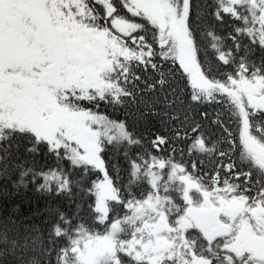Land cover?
<instances>
[{"label": "snow or ice", "instance_id": "1", "mask_svg": "<svg viewBox=\"0 0 264 264\" xmlns=\"http://www.w3.org/2000/svg\"><path fill=\"white\" fill-rule=\"evenodd\" d=\"M114 11L108 15L101 0H91L89 7L100 9L101 24H107L112 28V19L117 15H124L129 20L138 22L142 25L130 34V39L126 41L131 49L142 52V56H137L134 64L132 62L120 70L122 80L118 84L122 87V97H116L113 103V110L116 113L115 123L120 125L125 133H128L129 143H135L137 147H144V152L137 150L135 154L128 151L121 153L116 149L117 156H123L125 168L132 169L130 175L136 177L141 170V165L151 167L147 145H151V151L158 153L164 148H168L170 155H175V145L177 142L189 145L188 154H192V146L200 145L205 149L207 139H210L216 129L225 133L228 137V151L223 150L215 154V159L210 160L211 169L201 171L198 177L201 183L204 177H222L217 180V186L228 182V177L236 182L249 208L264 207V171L255 168L250 160L242 158V146L232 138L229 124L222 119L223 112L217 109H210L208 105L223 103L221 100H212L200 94L199 89L194 87L188 79V74L182 68L179 60L166 53L172 41L162 44L157 28L150 24L142 16L135 15L131 9L134 7L132 0H109ZM256 6V17L264 16V0H250ZM181 5L187 6L185 25L192 40L193 47L198 44V35H209L202 29H207L209 24L213 28L218 27L223 33L225 45L217 47L213 44V50L217 53L215 60L218 64V75L223 76L226 81L234 82L240 79L255 83L257 80L264 81V23L258 19L253 20L248 13V9L241 3V0H232L231 11L223 6V0H180ZM15 7V0H0V19L6 18L8 9ZM95 15V13L93 14ZM227 29V30H225ZM135 54V53H134ZM200 62V57L197 55ZM203 71V64L201 63ZM119 75V74H118ZM209 79H211L209 77ZM124 85H131L130 89ZM234 86V84H233ZM130 102V103H129ZM110 103L106 98H100L97 104ZM134 110H129V108ZM123 112V116L120 113ZM264 116V110H250L249 121L254 116ZM133 123L130 125L129 120ZM229 122H232L229 116ZM138 134V138L133 139V134ZM41 141L35 136H27L20 128H11L6 135L0 136V182H10L13 187H17L13 180V173L22 165L17 162L21 160V149L24 156H30L35 162V158L42 155L40 151ZM44 146L49 155L59 161H67L60 148H53L47 141ZM111 145H109V148ZM14 150V151H13ZM106 148L101 149V160L103 161V171L100 169L77 168L80 175L76 179L77 191L85 193L86 203H75V211L69 215L59 206L49 204L39 212L24 215L21 207L17 205L9 213L0 209V264H32L38 261L39 264H64L67 250L79 238L81 230H85L89 235L99 236L108 234L112 224L121 220L119 213L113 214L109 211L108 217L104 220L99 218L96 209V196L93 191L94 186L105 176L112 180L116 186V176L123 171L119 163L109 167L108 157L104 155ZM184 154L181 148V156ZM205 168V161L192 160L191 174ZM185 171H189L185 168ZM32 173L30 182L23 177ZM20 183L25 188L31 183L35 185V190L48 187L49 192L52 188L49 181L55 180L56 189L54 196L59 198L65 192L71 193L70 178H62L55 170L48 175L43 169L29 168L21 172ZM87 179L88 185L84 187L83 181ZM43 183H40V181ZM64 181L61 183V181ZM242 182V186H241ZM149 191L142 193L145 198L151 196L153 192L159 193V188L154 186L151 181H147ZM122 191V189H121ZM5 195L7 189L5 188ZM179 200V204L176 200ZM175 209L171 212V217L176 218L183 214L188 208V203L184 200L183 193L176 199L168 198ZM140 197L128 192L125 196H119L111 203L118 209H122L125 216L132 212L130 205L139 202ZM87 209V213L85 210ZM12 213H15L13 215ZM86 216H90L92 227L85 229ZM32 217H44L41 224L47 226V239L45 232L40 224L31 225L26 223ZM75 224V227H73ZM170 224H174V219H170ZM35 232L36 235L32 233ZM71 232V235H70ZM189 229L185 233V243L179 249L182 255H177L172 249L165 250L158 264H194L195 259H203L207 264H264L251 252H244L237 255L226 246V242L219 240L212 242L205 241L197 247L195 241L188 242ZM129 238H139L137 233H129ZM259 235V233H258ZM127 244V241H123ZM139 246L131 250L121 247L111 258V264H152L148 254H142ZM74 255V253H73Z\"/></svg>", "mask_w": 264, "mask_h": 264}, {"label": "rangeland", "instance_id": "2", "mask_svg": "<svg viewBox=\"0 0 264 264\" xmlns=\"http://www.w3.org/2000/svg\"><path fill=\"white\" fill-rule=\"evenodd\" d=\"M106 1L109 9L110 4ZM44 2L45 0H15V7L7 10L6 18L0 19V29L6 28L9 32L0 31V39L4 38L0 41V127L14 126L30 130L37 138L47 141L53 147L65 146L75 163L89 164L103 171L99 157L101 139L110 141L125 138L127 133L115 121H110L103 115L69 108L58 101L55 93L62 88L69 69L73 67L80 70L70 75V86L83 88L87 87L86 84H91L98 87L101 68L97 67V63L100 62L101 65L107 62L105 50L118 45L117 38L111 33L107 37L108 31L69 32L60 26L50 25L46 18L48 15ZM231 2L232 0H226L228 9H231ZM242 2L244 0H241ZM132 3L133 13H145L149 21L157 27L162 44L172 41L169 50L185 65L189 82L200 89L211 87L213 83L199 68L195 47L185 25L187 6L181 5L180 0H132ZM110 7L112 8L111 5ZM15 18L19 21V34L14 47H8L12 35L11 23ZM257 19L264 23V16ZM25 20L32 21L34 25L25 24ZM112 26L118 34L123 35L128 34L134 24L113 18ZM78 74L84 79L78 78ZM218 87L237 100L241 114L244 115L250 110L245 96L240 94L239 85L230 89L221 85ZM263 93L264 90L260 89V94ZM180 177L185 176H179L181 180ZM186 188L187 182L184 189L188 192ZM93 190L99 218L104 220L107 215V201L116 200L115 191L107 176L99 180ZM159 204L157 196L151 202L150 199H145L143 204L135 206L129 215L123 217V222L131 227L129 233H137L139 238L123 240L127 241V244L123 241L119 243V249L125 247L131 250L139 246L142 253L138 255L148 254L152 264H158L165 252H159L155 243L161 241L159 244L164 248L163 242L178 238V230L174 225L163 226L159 222L164 219V222L168 223L165 212L157 210ZM195 206L197 205L192 203L189 207ZM225 210L230 212L229 207ZM189 213L176 217L177 228L185 226ZM145 214L150 218L156 214L157 216L155 220H145L137 226V220ZM234 217H231V220ZM235 223L240 222L237 220ZM246 223L239 228L229 243V248L236 254L249 251L258 259H264V237L260 238L262 236H256L254 232L252 234ZM118 229L119 222L112 224L106 235L88 236L81 242L76 241L71 249L75 252L74 264L109 262L116 252L118 240L114 239V236ZM194 264L202 263L196 259Z\"/></svg>", "mask_w": 264, "mask_h": 264}, {"label": "trees", "instance_id": "3", "mask_svg": "<svg viewBox=\"0 0 264 264\" xmlns=\"http://www.w3.org/2000/svg\"><path fill=\"white\" fill-rule=\"evenodd\" d=\"M107 4L111 5L109 0L106 1ZM173 2V1H171ZM260 0H257L259 3ZM101 3L104 5V9L108 15L114 11L113 8H107L105 4V0H101ZM226 0H223V6L226 7ZM244 6L248 9V14L251 16L253 20H256V6L255 4L251 3L250 0H244L242 2ZM91 4V0H46L45 2V11L48 15L47 20L49 21L50 25L60 26L63 29L70 31H108L107 37L110 33L117 38L118 45H114V48L105 50V55H107V62L103 64L97 63V67L101 68L98 78V87H94L91 84H86L87 87H73L70 86L68 83L70 81V75L72 73L80 70L75 67L70 68L67 77L65 78V82L61 89L56 90L55 96L58 101L66 104L69 108L74 110H85L90 111L99 115H103L110 121H115L116 113L113 110V103L111 101H115L116 97H122V87L118 84V80H122V74L120 70L125 68L129 65L130 62L134 64L137 56H142V52H137L134 49L130 48V45L126 43L130 39V34L135 32L136 29L141 28L138 22H134L129 20L124 15H117L114 18H119L125 21H130L134 24V27L129 31L128 34L120 35L117 31H112L109 29L107 24H101L100 21V9L96 7H89ZM179 5V4H178ZM111 8V10H110ZM231 11V9H229ZM95 13V15H93ZM23 16L22 12L20 13ZM135 15L142 16L143 18L147 19L150 24L149 18L146 14L142 13H134ZM19 22V21H18ZM17 19L15 18L14 21L12 20L11 27H12V35H10L11 40L8 47H14L15 41H17L18 36V25ZM21 22V21H20ZM25 24L34 25L32 21L25 20L23 21ZM153 25V24H152ZM155 26V25H154ZM156 27V26H155ZM38 28V27H36ZM112 28H114L112 26ZM157 28V27H156ZM115 29V28H114ZM227 30V29H225ZM0 31H7L6 28L0 29ZM205 33L211 32L213 33L212 36L207 34L205 35H198L197 40L198 44L195 47L196 58L197 55L200 57V62H198L199 68L201 70V63L203 64V71L201 70L202 74L211 82L213 85L206 89H199L200 94L204 97H207L212 100L219 99L223 103L220 105L212 104L208 105L210 109H217L223 112L222 119L225 120V123L229 124V128L231 129L232 138L236 139L238 143L242 146V158L245 160H250L246 154L245 149L243 148V139H242V119H241V108L238 106L237 100H234L233 96L227 93L226 91H221L218 85H221L225 88H234L236 87L235 84H239V82L245 79H240L238 81L229 82L224 79L223 76H220L217 79L218 75V64L215 60L216 52L213 50V44L217 47H221L225 45V41L223 39L224 33L218 28H213L211 24H209L207 29H202ZM8 32V31H7ZM9 33V32H8ZM261 37L264 38V32H261ZM4 39V38H1ZM0 39V41H1ZM119 46V47H118ZM135 53V54H134ZM167 56H176L168 50L166 53H163ZM177 59V58H176ZM179 60L181 66H183V62ZM96 67V68H97ZM95 68V67H94ZM96 73L97 71L94 70ZM185 71V70H184ZM10 72V71H9ZM80 74V73H79ZM77 75L78 78H81L80 75ZM119 74V75H118ZM6 75V74H5ZM209 77L211 79H209ZM84 79V78H81ZM252 83V82H251ZM234 84V86H233ZM259 86V89L264 90V81L257 80L253 83ZM91 85V86H89ZM124 88L130 89L131 85H124ZM241 94V91H240ZM100 98H106L110 101L107 104H99V111H97V104L99 103ZM237 99V97H236ZM130 103V102H129ZM129 110H134L131 107ZM123 116V112L120 113ZM229 116H231L232 122H229ZM133 121L130 119L129 124L131 125ZM14 126H3L0 127V136L6 135L8 131L13 128ZM261 127L264 130V122L261 123ZM17 128V127H15ZM252 126L249 130H251ZM21 130L29 137L35 136L33 132L30 130L22 129ZM262 131V130H261ZM127 137L125 138H117L113 140H106L101 139V148L99 150V157L101 159V149L106 148L107 151L104 153L105 156L108 157V164L111 168L112 165L119 163V167L123 169L120 172L119 176H116L113 173V178L116 180V186H113L112 180L111 184L116 194V199L119 196H125L128 192H132L135 196L140 197V201L133 203L130 207L133 208L139 204H143L145 199H150V202L155 199L157 196L159 199L160 204L157 207V210L165 212V216L167 217L168 223L164 222V219H160V223L163 226H167L170 224V219H174L173 227L178 231V238L172 240V247L171 249L176 252L177 255H182L179 252V249L183 243H185V229L177 228L176 218L171 217V212L175 209L176 205L172 204L171 201L168 200L169 197L176 199L181 193H183L184 200L188 203V197L186 194V190L184 189L185 182H187V187H190V184L199 190L200 195L196 197L195 203L199 204V200H201V192H207L208 196H210L212 203L217 205H225L228 204L232 199H235L239 202H243L245 206H248L247 201L244 198L240 188L237 187L236 182L232 180V177H228V182L223 183L221 186H217V180L222 179L219 177L217 180L214 179L215 177L208 178L204 177V182L201 183V180L198 178L200 176L201 171L210 170L211 164L210 160L215 159V154L219 151L223 150L225 152L228 151V137L225 133L221 132L219 129H216L215 132L212 134L210 139L206 140L205 149L202 150L200 145L192 146V154L189 156V145L183 144V142H177L175 145V155H170V149L172 145L170 144L168 148H164L162 151L155 153L151 151V145H147L148 153L151 167L141 165V170L137 173L136 177H132L130 175L132 169L125 168V161L124 157L117 156L116 149L119 148L121 153L124 151H128L130 154H135L137 150H140L142 153L144 152V147H137L135 143H129ZM36 137V136H35ZM251 138V136H249ZM37 138V137H36ZM138 138V134H133V139L135 140ZM255 139V136H253ZM39 139L42 143L40 145V151L42 153L41 156L35 158V162L32 157L24 156L23 149H21L20 155L21 160L17 163L22 165L18 167L16 171L13 173V180L16 182L17 187H13L10 182H0V209L7 211L9 213L12 212V209L19 205L23 211L24 215H30L33 212H39L41 209L45 208L49 204L54 206H59L62 210L66 211L69 215L75 211V203H70L71 200L79 203H86L85 193L83 191H77V184L76 179L80 175L77 168L83 169H98L92 165L84 164V163H75L69 156L68 149L65 146H57L53 148H60L63 150L65 156H67V161H57L54 156L49 155L47 149L44 146L43 139ZM264 143V142H263ZM49 144V143H48ZM109 145L111 147L109 148ZM184 149V154L181 156V148ZM14 151V150H13ZM192 160H203L205 161V168L203 170H198L195 174H191V161ZM255 168L262 170L252 159L250 160ZM102 166L103 161L101 160ZM36 168V169H43L48 175L52 174V170H55L62 178L69 179L70 178V186H71V193L65 192L61 197L57 198L54 196V191L56 189V182L55 180L49 181V185L52 188V192H49L48 187L41 188L39 192L35 190L36 186L32 185L31 183L28 184V187L25 188L23 184L20 183L21 176L20 173L27 171L29 168ZM187 168L189 171H185ZM263 171V170H262ZM184 175L185 177L181 180L179 176ZM32 178V173L30 172L28 176L23 177V179L27 182H30ZM185 180V182H184ZM147 181H151V183L159 188V193L153 192L151 196L142 195V193H147L149 191ZM64 181L62 180L61 183ZM40 183H43L41 180ZM84 187H87L88 181L85 179L83 181ZM242 186V182H241ZM5 188L7 189V195H5ZM122 189V191H121ZM94 191V190H93ZM114 200L107 201V215L108 217L109 211H113V214L119 213L121 216V220L119 221V229L115 233L114 239H117L116 242V251L119 250V243L123 240L129 239V231L131 227L123 222V217H125L123 210L118 209V207L111 202ZM176 203L179 204V200H176ZM190 206V205H189ZM188 208L183 212V214L189 209ZM256 208V207H252ZM257 208H259L257 206ZM263 208V207H261ZM87 213V209L85 210ZM15 215V213H12ZM182 214V215H183ZM157 216V214H156ZM155 217H149L147 214L143 215L139 218L136 222V225L139 226L141 222L147 220L152 221L155 220ZM105 218V219H106ZM44 217H32L31 220L26 221V223L31 227L34 224H40L41 229L45 232V240L47 239V226L41 224V221ZM251 223H255V232L259 233L261 230H264V216L260 215V217L255 219L249 218ZM75 227V224H73ZM90 216H86L85 220V229L91 228ZM180 231V235H179ZM187 232V231H186ZM36 235L35 232L32 233ZM71 235V232H70ZM89 235L87 231L81 230L79 238H75L74 240L81 242L87 239ZM189 236V235H188ZM191 237V236H189ZM199 240V237L196 238ZM189 242V239H188ZM197 243H200L196 241ZM73 246V245H72ZM72 246L67 250V255L64 264H74L75 262V252H72ZM258 259V258H257ZM258 261H264V259H258ZM32 264H39L38 261H33ZM55 264V261H53ZM106 264H111V260Z\"/></svg>", "mask_w": 264, "mask_h": 264}, {"label": "flooded vegetation", "instance_id": "4", "mask_svg": "<svg viewBox=\"0 0 264 264\" xmlns=\"http://www.w3.org/2000/svg\"><path fill=\"white\" fill-rule=\"evenodd\" d=\"M260 95V90L257 87V93L254 96H245V102L249 105L250 110H264L258 107L256 103V98ZM249 111H247L244 115L241 114L242 119V139H243V148L245 149L246 156L251 160H253L263 171H264V130L261 127V123L264 122V116H254L251 121H249ZM252 126L251 130L250 127ZM244 128V131H243ZM262 130V131H261ZM251 136V138L249 137ZM255 136V139L253 138ZM263 161V163H261ZM219 177H215L214 179H218ZM185 182V180H184ZM188 192H186L189 205L195 203L196 197L200 195L199 190L195 187L190 188L187 187ZM201 200H199V204L195 207H189V209L185 212L189 213L188 218L186 219L185 226L182 229H185L184 235L186 231L189 229L191 232L189 233V242L195 241L197 247L200 244L207 242H212L215 240H219L220 242H226V246L229 248V243L236 236L237 231L242 226L244 222H247L246 225L250 229V232L256 236L264 237V230L258 233L255 232V223H251L249 218L256 219L260 217V215L264 216V207L261 208H249V206H245L243 202H239L235 199H232L228 204L225 205H217L212 203L210 196H208L207 192H201ZM229 207L230 212H227L225 209ZM214 209L216 212L209 213L205 219H202L200 216V212L203 210ZM232 213V214H231ZM236 214V215H235ZM235 216V217H234ZM231 217H234L231 220ZM239 220L240 223H235V221ZM264 225V224H263ZM180 235V231H179ZM199 237V240L196 238ZM162 240V239H160ZM165 241V240H162ZM196 241L200 242L197 243ZM161 241H157L155 243L156 249L159 252H164V250L171 249L172 241H169L171 244L168 248H162V244H159ZM231 249V248H230ZM232 250V249H231ZM233 251V250H232ZM234 252V251H233ZM249 252V251H245ZM244 252L237 254L242 255ZM196 260V259H195ZM201 260L202 264H207V262L203 259ZM195 263V261H194Z\"/></svg>", "mask_w": 264, "mask_h": 264}, {"label": "water", "instance_id": "5", "mask_svg": "<svg viewBox=\"0 0 264 264\" xmlns=\"http://www.w3.org/2000/svg\"><path fill=\"white\" fill-rule=\"evenodd\" d=\"M182 68H184V66H182ZM241 90L244 93H249V94H255L256 90L255 88L248 82V81H244L241 84ZM257 104L260 108L264 109V94H262L261 96H259L257 98ZM217 210L214 209H208V210H203L200 212V216L202 219H205V217L211 213V212H216ZM163 247L167 248L169 247V243H164Z\"/></svg>", "mask_w": 264, "mask_h": 264}]
</instances>
